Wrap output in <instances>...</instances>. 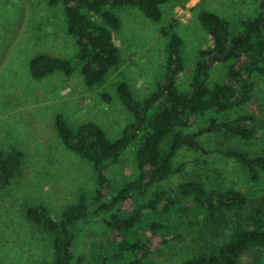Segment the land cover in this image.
Segmentation results:
<instances>
[{
    "label": "rangeland",
    "instance_id": "374dc122",
    "mask_svg": "<svg viewBox=\"0 0 264 264\" xmlns=\"http://www.w3.org/2000/svg\"><path fill=\"white\" fill-rule=\"evenodd\" d=\"M162 8L163 17L157 21L137 7H114L122 20L120 28L114 30L122 60L104 81L87 86L79 70L70 75L57 71L43 78L31 73V59L40 52L66 57L77 52L76 38L67 30L62 6H51L45 0H0V147L17 146L25 152L20 174L0 193V264H55L51 236L29 221L24 207L43 203L57 218L76 200L80 189L95 191L100 186L93 165L64 144L55 124L57 114H65L75 124L93 120L112 138L118 137L134 116L120 101L116 84L129 81L138 97L158 87L170 41L163 32L165 26L175 23L184 38L186 64L178 81L185 86L194 72L199 49L213 45L199 19L202 9L214 10L234 22L258 14L256 0H188L185 4L169 1ZM91 15L102 22L96 13ZM224 71L225 64L216 65L210 82L219 79ZM253 80L255 90L250 101L221 114L209 111L195 126L185 128L193 134L197 146L185 141L174 158L175 172L141 197L145 202L159 187H174L195 178L209 187H238L248 195V203L225 210L226 226L217 230L205 209L176 192L178 201L172 213L164 217L169 223V241L143 264H179L230 238L237 225L250 222L257 206L264 207V180L253 181L239 159L222 152L241 149L264 154V75L256 73ZM105 92L112 95V101L102 98ZM243 114L256 116L249 121L255 130L251 139L226 128L215 130L210 124L211 115L221 121ZM169 138L163 143L164 149L169 147ZM140 139H134L120 160L110 164L106 173L111 185L102 186L105 200L138 175L136 153ZM75 230L78 252L87 255V264H102L104 258L112 260L115 247L100 221H78ZM140 231L148 235L146 226ZM249 263L264 264V247L243 255L242 264Z\"/></svg>",
    "mask_w": 264,
    "mask_h": 264
},
{
    "label": "trees",
    "instance_id": "16d2710c",
    "mask_svg": "<svg viewBox=\"0 0 264 264\" xmlns=\"http://www.w3.org/2000/svg\"><path fill=\"white\" fill-rule=\"evenodd\" d=\"M45 1L51 6H62L67 30L76 38L78 49L72 57L38 53L30 62L32 75L43 78L57 71L70 75L79 70L83 82L93 86L104 81L122 60L114 39V30L120 28L122 20L114 7H137L147 17L159 21L163 17L164 3L179 1L185 4L188 0ZM256 1L258 14L242 17L237 22L211 9L201 10L199 19L212 37L213 45L199 49L194 72L185 86L178 81L186 64L184 38L175 29V23L165 26L163 32L170 36V41L165 71L158 87L149 95L138 97L129 81L120 80L116 84L120 101L134 116L120 136L112 138L93 120L75 124L65 114H57L55 124L64 144L93 165L100 186L95 191L80 189L76 200L57 218L43 203L24 207L29 221L51 236L55 264H87V255L77 249L75 224L78 221L87 224L96 220L107 227L115 252L112 260L104 258L102 264H143L151 253L169 241V223L164 217L172 213L178 201L176 192L205 209L208 220L217 230L226 226L225 210L248 203V195L238 187H209L195 178L180 181L174 187H159L145 202H141V197L158 181L167 180L175 172L174 158L185 141L197 146L193 134L185 128L195 126L209 111L221 114L252 99L253 75H264V0ZM92 13H96L102 22L96 21ZM221 63L225 64V71L219 79L210 82L213 69ZM102 98L110 102L113 97L105 92ZM255 117L254 114H243L220 121L211 115L210 124L215 130L226 128L233 134L251 139L255 130L249 121ZM138 136L141 138L136 153L138 175L105 200L102 186L111 185L106 171L111 163L120 160ZM167 137H170L169 147L164 149ZM222 152L239 159L253 181L264 180V154L241 149ZM24 157L25 152L20 147H0V193L20 174ZM249 220V223L237 225L230 238L179 264H242L246 252L264 247V207L257 206ZM144 226L148 229L147 236L140 231Z\"/></svg>",
    "mask_w": 264,
    "mask_h": 264
},
{
    "label": "water",
    "instance_id": "95a60500",
    "mask_svg": "<svg viewBox=\"0 0 264 264\" xmlns=\"http://www.w3.org/2000/svg\"><path fill=\"white\" fill-rule=\"evenodd\" d=\"M104 192H106V190H104Z\"/></svg>",
    "mask_w": 264,
    "mask_h": 264
}]
</instances>
